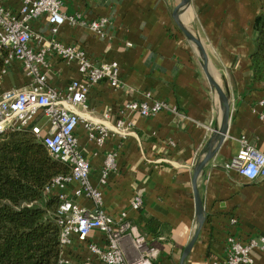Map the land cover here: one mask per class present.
Listing matches in <instances>:
<instances>
[{"label": "crops", "instance_id": "crops-1", "mask_svg": "<svg viewBox=\"0 0 264 264\" xmlns=\"http://www.w3.org/2000/svg\"><path fill=\"white\" fill-rule=\"evenodd\" d=\"M17 12L20 0H3ZM182 0H64L61 12L79 14L87 21L108 17V37L100 38L80 26L65 24L58 39L83 48L96 63L116 62L123 88L114 89L103 81L88 95L86 108L78 109L76 129L79 150L91 165V183L103 193V209L118 217L127 212L134 232L159 250L156 264H180L184 249L198 229L193 189L194 167L207 151L222 118V103L203 69L197 46L178 27L173 12ZM264 0H190L177 20L204 46L209 71L229 98L231 117L225 139L214 158L198 178L205 222L185 264L224 261L228 238L243 243L264 236V179L250 181L226 169L246 140L264 152V82L256 81L251 57L256 50L257 22ZM38 48L51 39L47 17L35 21ZM41 41V42H40ZM49 86L64 91L81 80L75 63L56 54L48 56ZM31 82L19 62H13L0 81V95ZM150 93L164 101L169 110L154 118L133 113L123 115L125 103L140 101ZM175 109V111H174ZM134 125L127 136L111 134L102 146L89 137L87 125L115 130L118 120ZM37 124L46 131V120ZM108 154L116 155V167L106 184L100 183ZM77 183L65 194L81 206L94 209L86 197H75ZM53 189L50 196H58ZM140 196V210L131 202ZM157 221V225L153 224ZM104 248L105 235L94 231L82 242L74 236L61 254L63 264H104L89 250L92 244ZM123 247L128 258L138 252L130 237ZM253 264H264V251L252 252Z\"/></svg>", "mask_w": 264, "mask_h": 264}, {"label": "built area", "instance_id": "built-area-1", "mask_svg": "<svg viewBox=\"0 0 264 264\" xmlns=\"http://www.w3.org/2000/svg\"><path fill=\"white\" fill-rule=\"evenodd\" d=\"M2 1L0 0V50L3 47L10 49L3 74L16 61L21 63L31 82L23 88L11 89L0 95V134L29 129L43 143L52 159L70 167L69 176L56 177L46 189L47 194L53 189L60 191L57 196L60 204L56 217L61 230L62 251L72 244L74 236L84 242L92 232L98 231L105 235L106 246L102 248L92 243L89 250L104 264H156L159 250L151 247L144 236L134 232L128 213L122 212L118 217H112L104 211L103 193L91 183V165L80 152L75 133L80 123L77 110L86 108L90 90L103 81L114 89H121L123 80L118 63H96L83 48L62 43L58 35L61 27L68 24L85 27L97 37L107 38L110 18L87 21L79 14L65 15L61 12L64 0H20L17 12L5 7ZM43 17H47L51 39L48 44L35 48L33 41L42 39L36 35L32 25ZM51 54H56L67 63H75L82 79L72 81L64 91L49 86L45 71ZM259 105L264 106V97ZM168 110L166 102L154 100L147 93L143 100L125 103L121 112L123 115L136 113L145 118H154ZM42 119L47 122L46 131L37 124ZM86 127L90 139L102 146L111 134L127 136L132 133L134 125L121 119L116 123L114 131L93 125ZM192 165L194 167L196 161ZM115 167L116 155L108 154L100 179L102 185L106 184ZM224 167L238 172L250 181L264 179V152L243 140L238 154ZM72 183L78 184L74 196L90 199L94 205L93 210L81 206L65 194L66 188ZM142 205V198L136 196L131 202V209L138 211ZM127 237L131 238L132 245L138 252L134 259L127 257L123 247V241ZM227 243L226 260L214 261L212 264H253L252 252L255 249L264 251V236L252 238L248 243L229 237ZM60 264L63 261L60 260Z\"/></svg>", "mask_w": 264, "mask_h": 264}, {"label": "trees", "instance_id": "trees-1", "mask_svg": "<svg viewBox=\"0 0 264 264\" xmlns=\"http://www.w3.org/2000/svg\"><path fill=\"white\" fill-rule=\"evenodd\" d=\"M257 31L251 61L256 81L264 82V5ZM9 55L10 49L1 48L0 81ZM70 173L31 130L0 134V264H60V202L46 189Z\"/></svg>", "mask_w": 264, "mask_h": 264}, {"label": "water", "instance_id": "water-1", "mask_svg": "<svg viewBox=\"0 0 264 264\" xmlns=\"http://www.w3.org/2000/svg\"><path fill=\"white\" fill-rule=\"evenodd\" d=\"M190 0H182L180 5L176 7V9L173 12V16L175 18V21L180 28V30L184 33L186 38H188L190 41H192L199 51L201 52V55L203 57V69L205 71V74L207 76V79L211 85V87L216 91L218 94L221 103H222V118L219 128L213 133L212 137L210 138L208 145H207V151L203 155L202 158L196 163L194 167V177H193V189H194V198H195V206H196V216L198 221V229L190 241V243L187 245V247L184 249V252L182 254L180 264H185L186 259L190 255L198 237L201 232V229L205 222V212L203 208V203L201 200L200 192L198 189V178L204 168L207 166V164L214 158L217 151L221 147L225 136L227 135L228 128H229V122L231 117V107L229 103V98L227 94L224 92L222 87L215 81V79L211 76L209 71V62H208V56L206 53V50L199 39H197L193 34H191L178 20H177V14L179 11L188 5Z\"/></svg>", "mask_w": 264, "mask_h": 264}]
</instances>
